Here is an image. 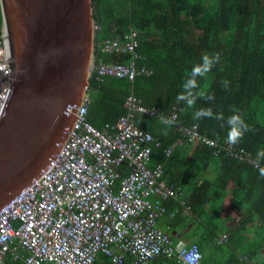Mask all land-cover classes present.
Returning <instances> with one entry per match:
<instances>
[{
  "label": "trees",
  "instance_id": "1",
  "mask_svg": "<svg viewBox=\"0 0 264 264\" xmlns=\"http://www.w3.org/2000/svg\"><path fill=\"white\" fill-rule=\"evenodd\" d=\"M92 5L101 27L96 44L105 39L125 42V36L136 44L125 53L96 49V59L113 65L134 62L150 74L134 82L99 81L93 75L86 118L100 131L113 126L125 115L124 103L132 93L160 115L177 113L172 125L146 115L136 122L154 138L151 167L162 166L160 181L178 190L177 198L163 203L166 216L173 223L184 212L202 223V237L193 243L202 252L201 264H250L264 251V0H92ZM205 56L211 61L207 71ZM197 67L202 74L195 73ZM209 111L211 115H198ZM237 115L243 122L238 126L241 135L229 142L228 120ZM177 125L196 126L201 135L221 149L232 147L243 159L198 146L187 160L191 145L178 144L183 135ZM204 168L215 178L194 183L190 171L200 176ZM230 197L242 210L228 229L220 216ZM255 225L258 232L249 238V227ZM8 264L24 263L9 259Z\"/></svg>",
  "mask_w": 264,
  "mask_h": 264
},
{
  "label": "built area",
  "instance_id": "2",
  "mask_svg": "<svg viewBox=\"0 0 264 264\" xmlns=\"http://www.w3.org/2000/svg\"><path fill=\"white\" fill-rule=\"evenodd\" d=\"M135 47L127 37L125 42L97 43L101 54L133 52ZM91 74L99 81L109 77L134 82L150 72L139 70L134 62L113 65L100 58ZM13 82L0 48V124ZM126 109L102 131L87 122L88 103L70 109L73 124L48 167L0 208V264H8L9 259L24 264H149L160 257L190 264L187 257L193 252L198 253L195 264L202 263L198 245L176 242L159 229V220L166 215L163 203L176 198L178 190L160 181L165 173L162 166L151 167L154 138L136 123L146 115L172 125L178 115H160L133 93ZM177 129L183 135L180 145H203L216 153L226 150L243 159L232 147L221 149L201 135L196 126L177 125ZM166 154L170 156L171 150Z\"/></svg>",
  "mask_w": 264,
  "mask_h": 264
},
{
  "label": "water",
  "instance_id": "3",
  "mask_svg": "<svg viewBox=\"0 0 264 264\" xmlns=\"http://www.w3.org/2000/svg\"><path fill=\"white\" fill-rule=\"evenodd\" d=\"M13 95L0 124V208L39 176L88 95L92 0H0Z\"/></svg>",
  "mask_w": 264,
  "mask_h": 264
},
{
  "label": "crops",
  "instance_id": "4",
  "mask_svg": "<svg viewBox=\"0 0 264 264\" xmlns=\"http://www.w3.org/2000/svg\"><path fill=\"white\" fill-rule=\"evenodd\" d=\"M95 42H96V40H95ZM107 63L111 64L112 62L107 61ZM92 99L93 98H91V93H90V88H89L88 89V95H86V97H83L80 102L81 103H88V109H90ZM141 103H142V101H141ZM124 109L127 113L126 101L124 103ZM184 145H191L190 152L188 153V156L186 157L187 160H189L192 153H193V150L198 146L193 145V144H189V143L184 144ZM178 170L181 171V169H178ZM198 174H199L198 172L193 173V171H190V176L194 180V183H198L202 179L211 180V179L215 178L214 173L212 171L206 170L205 168L203 171H201L200 176H197ZM183 183L185 185H187L188 181L186 182V180H184ZM241 210L242 209H240L237 204L234 203V205H232V198L231 197L228 198V200H226V203L224 206V213L220 216V218L223 219V222H226V224H225L226 228L229 229L234 225L235 221H237L239 219ZM184 211H185V213H187L186 208L184 209ZM181 215L183 217H181L180 219H177L173 223L171 221L172 219L170 218L172 216H166V215L163 216L159 220V228L163 232L169 234L175 241L182 240V241H185L188 245L193 244V243L197 244V242L202 237L201 234L198 232V229L201 228L202 223H200L199 221H197L193 218H187L188 216H186V214H184V212ZM249 228H251V231H252V234H250V236H248L250 238V237H252L253 234H255L258 231L256 230V225L250 226ZM258 258H259V261H258ZM261 259L264 261L263 250L257 255L256 258H254L253 260L250 261V264H262L263 262ZM103 260L107 261V259L104 257H103ZM149 264H181V263H179L178 260H176V259H168L165 257H161V258H157L154 261H151Z\"/></svg>",
  "mask_w": 264,
  "mask_h": 264
},
{
  "label": "clouds",
  "instance_id": "5",
  "mask_svg": "<svg viewBox=\"0 0 264 264\" xmlns=\"http://www.w3.org/2000/svg\"><path fill=\"white\" fill-rule=\"evenodd\" d=\"M96 49H97V47H96ZM96 61H97V59H96ZM204 61H205L204 70L207 71L210 68L211 61L209 60L208 56L204 57ZM194 71H195L196 74H202V70L199 67L195 68ZM190 83H194V82L190 81ZM201 114H203V115H211V112L209 111V112H205V113H198V115H201ZM228 123H229V125L232 126L231 131L229 132L228 140H229V142H235L236 139L241 135L238 126L242 125L243 122H242L241 118L237 115V116L230 117L229 120H228ZM197 258H198V253H195V252L189 253L188 257H187V259L189 260L190 264H195V259H197Z\"/></svg>",
  "mask_w": 264,
  "mask_h": 264
},
{
  "label": "bare ground",
  "instance_id": "6",
  "mask_svg": "<svg viewBox=\"0 0 264 264\" xmlns=\"http://www.w3.org/2000/svg\"><path fill=\"white\" fill-rule=\"evenodd\" d=\"M92 10H93V5H92ZM93 19H94V10H93ZM93 31H94V37H95V40H96L98 34H100V32H101V27H99V26L96 24L95 19H94ZM135 35H136V34H133V36H135ZM126 37H127V36H125V38H126ZM0 48H1L2 51L4 52V55H5V61H6L7 65L9 66L8 61H7V47H6V41H5L4 37H3V34L1 35V38H0ZM9 68H10V66H9ZM10 70H11V68H10ZM11 72H12V70H11ZM73 106H76V105H72V106H70V109H71ZM86 120H87L88 123H90V122L88 121V119H86ZM90 124H91V123H90ZM91 125H92V124H91ZM184 141H186V140H184ZM184 144H188V143H184ZM184 144H183V145H184ZM197 146H203V145H197ZM223 151H225V150H220L219 152L221 153V152H223ZM219 152H218V153H219ZM50 161H51V158H50V160L48 161L47 165L45 166V168H44L43 170H45V169L48 167V165L50 164ZM43 170H42V171H43ZM42 171H41V172H42Z\"/></svg>",
  "mask_w": 264,
  "mask_h": 264
},
{
  "label": "rangeland",
  "instance_id": "7",
  "mask_svg": "<svg viewBox=\"0 0 264 264\" xmlns=\"http://www.w3.org/2000/svg\"><path fill=\"white\" fill-rule=\"evenodd\" d=\"M96 47H97V45H96V42H95V50H96ZM225 230H226V228H225ZM263 259H264V251H263ZM258 261H259V258H258ZM262 262H263V260H262Z\"/></svg>",
  "mask_w": 264,
  "mask_h": 264
}]
</instances>
